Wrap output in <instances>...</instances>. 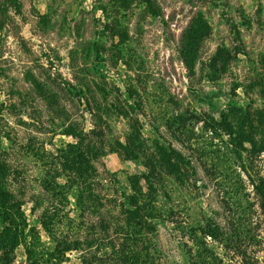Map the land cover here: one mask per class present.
Instances as JSON below:
<instances>
[{
	"label": "rangeland",
	"instance_id": "1",
	"mask_svg": "<svg viewBox=\"0 0 264 264\" xmlns=\"http://www.w3.org/2000/svg\"><path fill=\"white\" fill-rule=\"evenodd\" d=\"M151 1L0 0V264H264V0Z\"/></svg>",
	"mask_w": 264,
	"mask_h": 264
},
{
	"label": "trees",
	"instance_id": "2",
	"mask_svg": "<svg viewBox=\"0 0 264 264\" xmlns=\"http://www.w3.org/2000/svg\"><path fill=\"white\" fill-rule=\"evenodd\" d=\"M148 3V6H150L152 8V1L151 0H145ZM4 24L2 23L0 25V28L3 29ZM38 96H40V94H38ZM44 99L45 96L44 94L41 95ZM99 129H102L101 127H99ZM76 131L71 127L70 130H68L66 132V135H73L77 140H78V144L77 145H73L72 150L74 153V157H67L64 156V162L67 164H70V168L71 170H73L72 165L76 166L79 170L74 171V173L78 176L82 175L83 171L81 170L83 167H87L88 170L91 172V174L89 175L88 179H90L91 177H96V170H94L92 164L94 161L98 160L99 157L103 156L106 152L107 148H110L111 146H107L104 137V133L102 132V130H92V132H90L88 135H82V134H77L75 133ZM99 139V140H98ZM120 149H125L124 151H128V153H133V156H137V154L135 152H131V150H127V147H124L122 144H120ZM133 151V150H132ZM137 159V158H135ZM0 167H2L4 170L6 169V164H3L2 162H0ZM148 170H150L151 172V168L149 166H147ZM8 179V171L0 174V200L2 203L6 204L8 206V208L12 211H21L23 204L22 201H20L19 199H17V197L15 196L14 193L11 192H7L3 189V187L1 185L4 184V182L2 180ZM93 180L91 182V185L86 187V189L88 191H93V187L96 186V180ZM256 191L257 193L261 196L262 200H263V208H264V185L263 186H256ZM115 195V193H114ZM97 201H100V199H96ZM139 198H128L127 199V204H129V206H134L135 210H137V214H135V212H130L131 215H136V219L139 223L140 226L143 227L144 224H146L148 219H151L150 214H145L142 213L144 209L143 206H140L139 203ZM122 211V209H121ZM127 212L124 209V213ZM14 222V221H13ZM105 224V222H103ZM103 223L101 224V226L103 225ZM105 230L108 229V227L103 228ZM103 231V230H102ZM19 234L15 235L13 237L10 238V245H6L4 248V254H5V258L4 260L7 261L8 264V253L10 252L11 254L14 253V250L17 248L18 241H19ZM111 246V248H113V251H115L114 248V244L113 242L111 244H108ZM109 246V247H110ZM76 248L73 247H67L66 251H73ZM27 252L30 255L29 257H35L38 258L37 253L32 250L30 247L27 248ZM122 263L123 264H147L143 258L136 253L135 256H130L127 254H122ZM10 261V260H9Z\"/></svg>",
	"mask_w": 264,
	"mask_h": 264
}]
</instances>
